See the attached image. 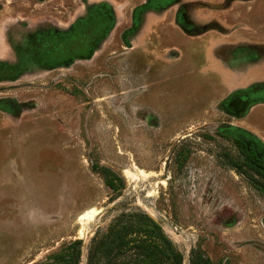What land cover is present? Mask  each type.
I'll return each instance as SVG.
<instances>
[{
  "label": "rangeland",
  "instance_id": "obj_1",
  "mask_svg": "<svg viewBox=\"0 0 264 264\" xmlns=\"http://www.w3.org/2000/svg\"><path fill=\"white\" fill-rule=\"evenodd\" d=\"M263 80L264 0H0V264H85L121 211L182 264H264V99L231 101Z\"/></svg>",
  "mask_w": 264,
  "mask_h": 264
},
{
  "label": "trees",
  "instance_id": "obj_2",
  "mask_svg": "<svg viewBox=\"0 0 264 264\" xmlns=\"http://www.w3.org/2000/svg\"><path fill=\"white\" fill-rule=\"evenodd\" d=\"M251 160L256 162V158ZM259 163V162H256ZM252 169L259 179L242 172L261 193L264 192V169ZM113 192L122 188L121 178L104 166L93 168ZM81 240L73 239L43 259L30 264H79ZM188 264H212L199 249L188 252ZM85 264H182V254L175 248L161 226L142 211H121L111 218L105 231L93 235L86 249Z\"/></svg>",
  "mask_w": 264,
  "mask_h": 264
},
{
  "label": "flooded vegetation",
  "instance_id": "obj_3",
  "mask_svg": "<svg viewBox=\"0 0 264 264\" xmlns=\"http://www.w3.org/2000/svg\"><path fill=\"white\" fill-rule=\"evenodd\" d=\"M204 24L208 23L203 22ZM191 24V23H190ZM195 32L191 33L194 34ZM256 98L264 99V80L261 82H258L256 86H250L246 90L239 92L235 94V99H232V105L233 108H240L246 105L247 103L253 101ZM231 133H234V136L238 140H244L247 143H244L245 146L248 147L250 141H248V138L246 137L248 133L246 132H241V131H231ZM256 139V138H254Z\"/></svg>",
  "mask_w": 264,
  "mask_h": 264
},
{
  "label": "water",
  "instance_id": "obj_4",
  "mask_svg": "<svg viewBox=\"0 0 264 264\" xmlns=\"http://www.w3.org/2000/svg\"><path fill=\"white\" fill-rule=\"evenodd\" d=\"M150 216V215H149Z\"/></svg>",
  "mask_w": 264,
  "mask_h": 264
}]
</instances>
